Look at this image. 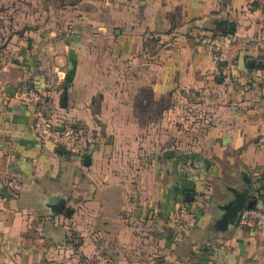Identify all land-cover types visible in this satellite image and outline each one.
I'll use <instances>...</instances> for the list:
<instances>
[{"label":"crops","instance_id":"0c3cea01","mask_svg":"<svg viewBox=\"0 0 264 264\" xmlns=\"http://www.w3.org/2000/svg\"><path fill=\"white\" fill-rule=\"evenodd\" d=\"M215 30L249 43L231 69ZM21 86L89 131L83 159ZM241 193L264 208V0H0V264H264Z\"/></svg>","mask_w":264,"mask_h":264},{"label":"built area","instance_id":"2783aa9c","mask_svg":"<svg viewBox=\"0 0 264 264\" xmlns=\"http://www.w3.org/2000/svg\"><path fill=\"white\" fill-rule=\"evenodd\" d=\"M197 43L209 49L219 63H226L231 69L242 53L249 48V43L242 37L222 35L214 31H203L196 37ZM15 99L31 109L34 131L41 142H52L67 153L83 159L89 152L92 139L89 131L73 119L55 118L46 108L47 94L42 89L29 87L17 88ZM197 214L184 203L177 204L174 221L182 229L196 226ZM240 229L264 230V208H246L239 219Z\"/></svg>","mask_w":264,"mask_h":264},{"label":"water","instance_id":"95a60500","mask_svg":"<svg viewBox=\"0 0 264 264\" xmlns=\"http://www.w3.org/2000/svg\"><path fill=\"white\" fill-rule=\"evenodd\" d=\"M214 32H216L218 34H222V35H227V33H225V32H219V31H216V30ZM224 64L226 65V63H224ZM66 99H67V96L64 95V97L62 99L64 107L66 106L65 105L66 104ZM89 160H90V158L86 157V162L87 163L89 162ZM252 207H255V202L254 201H248L247 200V196L245 194H243V193L238 195L237 200L233 204V207L231 209L232 215L236 219L237 226H238L239 219H240V216H241L242 212L246 208H252Z\"/></svg>","mask_w":264,"mask_h":264},{"label":"trees","instance_id":"16d2710c","mask_svg":"<svg viewBox=\"0 0 264 264\" xmlns=\"http://www.w3.org/2000/svg\"><path fill=\"white\" fill-rule=\"evenodd\" d=\"M255 207H258V206L255 204ZM71 239H73V236H71Z\"/></svg>","mask_w":264,"mask_h":264}]
</instances>
